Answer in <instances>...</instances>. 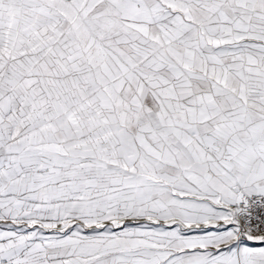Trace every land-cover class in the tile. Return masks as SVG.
<instances>
[{"label":"snow or ice","instance_id":"obj_1","mask_svg":"<svg viewBox=\"0 0 264 264\" xmlns=\"http://www.w3.org/2000/svg\"><path fill=\"white\" fill-rule=\"evenodd\" d=\"M0 264H264V0H0Z\"/></svg>","mask_w":264,"mask_h":264}]
</instances>
